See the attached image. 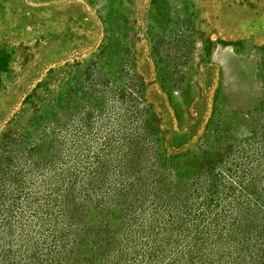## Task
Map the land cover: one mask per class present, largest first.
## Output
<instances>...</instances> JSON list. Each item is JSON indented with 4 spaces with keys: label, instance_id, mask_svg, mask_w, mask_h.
I'll use <instances>...</instances> for the list:
<instances>
[{
    "label": "rangeland",
    "instance_id": "obj_1",
    "mask_svg": "<svg viewBox=\"0 0 264 264\" xmlns=\"http://www.w3.org/2000/svg\"><path fill=\"white\" fill-rule=\"evenodd\" d=\"M0 264H264V0H0Z\"/></svg>",
    "mask_w": 264,
    "mask_h": 264
}]
</instances>
